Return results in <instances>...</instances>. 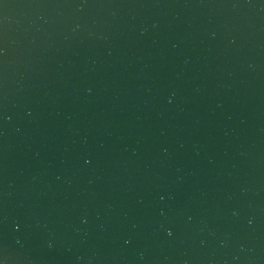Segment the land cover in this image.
Here are the masks:
<instances>
[{
  "label": "water",
  "instance_id": "95a60500",
  "mask_svg": "<svg viewBox=\"0 0 264 264\" xmlns=\"http://www.w3.org/2000/svg\"><path fill=\"white\" fill-rule=\"evenodd\" d=\"M0 264H264V0H0Z\"/></svg>",
  "mask_w": 264,
  "mask_h": 264
}]
</instances>
